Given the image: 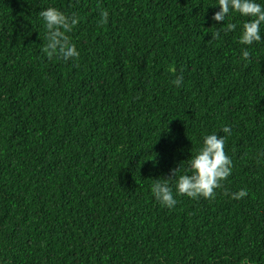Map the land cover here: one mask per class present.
<instances>
[{"label": "trees", "instance_id": "trees-1", "mask_svg": "<svg viewBox=\"0 0 264 264\" xmlns=\"http://www.w3.org/2000/svg\"><path fill=\"white\" fill-rule=\"evenodd\" d=\"M215 3L0 0V264H264V25L242 45ZM48 6L77 16L76 60L41 51ZM212 132L215 198L156 202Z\"/></svg>", "mask_w": 264, "mask_h": 264}, {"label": "clouds", "instance_id": "clouds-1", "mask_svg": "<svg viewBox=\"0 0 264 264\" xmlns=\"http://www.w3.org/2000/svg\"><path fill=\"white\" fill-rule=\"evenodd\" d=\"M29 2V0H28ZM213 7L218 5V10L212 13L211 19L216 23L225 22L226 16L238 13L240 17L248 19L240 23L238 42L242 45L251 46L262 39V28L264 25V0H216ZM44 29L46 30V44L41 51L52 59L63 61L76 60L80 53L77 46L70 41L68 33L77 24L78 18L75 13L65 12L54 6H48L38 12ZM101 19H107V13L101 12ZM237 23L229 22L223 29L225 33L234 31ZM216 33H213L215 37ZM250 53L247 48L242 49L241 59L249 60ZM179 85L180 79L173 81ZM220 132L230 135V128L224 126ZM225 136L217 135L216 132L206 134L202 138L200 147L184 166V172L177 175L180 166L172 170L169 177H175V195L169 180L154 179L150 184V192L156 202L172 209L177 204L176 197L187 196L191 199H214L216 189L222 187L232 172V160L224 151ZM190 173V174H189ZM231 199L239 200L247 196L246 189H240L233 193H225Z\"/></svg>", "mask_w": 264, "mask_h": 264}]
</instances>
